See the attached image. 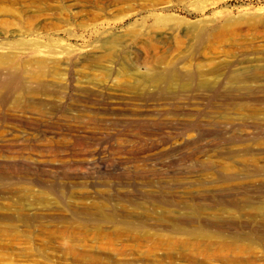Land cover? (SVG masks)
<instances>
[{
    "label": "rangeland",
    "instance_id": "1",
    "mask_svg": "<svg viewBox=\"0 0 264 264\" xmlns=\"http://www.w3.org/2000/svg\"><path fill=\"white\" fill-rule=\"evenodd\" d=\"M2 60L0 264H264V0H0Z\"/></svg>",
    "mask_w": 264,
    "mask_h": 264
},
{
    "label": "bare ground",
    "instance_id": "2",
    "mask_svg": "<svg viewBox=\"0 0 264 264\" xmlns=\"http://www.w3.org/2000/svg\"><path fill=\"white\" fill-rule=\"evenodd\" d=\"M0 69H1V73L3 72L2 74L4 76L3 80L0 82V96H1L4 92H7V90L12 89V88L15 89L16 87L20 86L19 80L21 78V73L13 66H8V64H6L3 60L0 61ZM46 75H47L46 71L43 70V71L33 74L32 77L40 80ZM161 75H162V78H165L164 74H161ZM176 80H178L176 78V75H172L171 77H169V82L172 84ZM154 81L156 80L151 77L150 83H153ZM17 107L18 109L19 108L22 109L24 106L19 104Z\"/></svg>",
    "mask_w": 264,
    "mask_h": 264
}]
</instances>
